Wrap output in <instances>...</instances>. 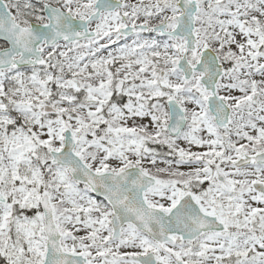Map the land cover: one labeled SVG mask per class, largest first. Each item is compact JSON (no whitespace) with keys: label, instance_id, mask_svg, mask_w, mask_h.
Returning a JSON list of instances; mask_svg holds the SVG:
<instances>
[{"label":"snow or ice","instance_id":"6c2138e0","mask_svg":"<svg viewBox=\"0 0 264 264\" xmlns=\"http://www.w3.org/2000/svg\"><path fill=\"white\" fill-rule=\"evenodd\" d=\"M0 264H264V0H0Z\"/></svg>","mask_w":264,"mask_h":264}]
</instances>
